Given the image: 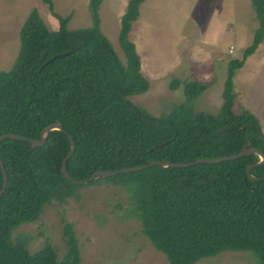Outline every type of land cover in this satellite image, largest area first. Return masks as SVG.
<instances>
[{"label": "trees", "instance_id": "1", "mask_svg": "<svg viewBox=\"0 0 264 264\" xmlns=\"http://www.w3.org/2000/svg\"><path fill=\"white\" fill-rule=\"evenodd\" d=\"M54 30L34 9L20 27V47L13 65L0 71V135L13 132L35 139L52 122L65 131L51 130L43 146L6 138L0 157L7 185L0 195V264H80V248L70 223L64 224L67 252L58 259L48 240L32 253L29 239L13 236L20 225L39 220L52 200L64 201L97 169L141 164L149 159L184 162L200 157L235 154L250 141L264 153V134L256 116L233 109V76L264 38V0H251L257 25L252 42L241 58L230 60L219 113L198 110L190 103L205 88L196 81L173 79L172 89L183 86L185 101L160 116L133 103L130 96L144 93L148 81L129 39L132 21L144 0H128L120 18L118 42L122 60L100 28L98 6L90 0L92 23L69 28L70 15L53 9ZM58 53H66L46 62ZM230 126L225 132H217ZM66 132V133H65ZM259 161L255 153L224 162H200L182 167L153 164L129 172L91 179L122 184L129 211L140 221L144 237L169 264H193L224 251H249L264 264V164L251 168L259 179L249 178L246 166ZM2 172L0 168V187Z\"/></svg>", "mask_w": 264, "mask_h": 264}, {"label": "rangeland", "instance_id": "2", "mask_svg": "<svg viewBox=\"0 0 264 264\" xmlns=\"http://www.w3.org/2000/svg\"><path fill=\"white\" fill-rule=\"evenodd\" d=\"M89 1L53 0V9L70 15L69 28L86 27L92 23ZM127 1L101 0L98 6L101 31L122 60L118 34ZM251 8L250 13L244 12L248 9L244 0L142 1L129 39L135 44L148 89L130 100L160 116L185 101L183 89H172L171 81L197 78L206 88L190 103L195 109L219 113L225 101L229 61L241 58L252 42L257 20ZM34 9L54 30L58 19L43 0H0V71L13 65L20 47V27ZM230 45L235 46L234 53H229ZM233 92L234 111H251L264 134V38L236 70ZM121 186L125 185L107 179L79 184L73 196L47 203L39 220L20 225L13 236L28 237L32 253L48 240L61 259L68 249L64 224L70 223L80 248V264H169L167 256L142 234L137 215L129 211L127 190ZM193 264L258 262L249 251L227 250Z\"/></svg>", "mask_w": 264, "mask_h": 264}, {"label": "water", "instance_id": "3", "mask_svg": "<svg viewBox=\"0 0 264 264\" xmlns=\"http://www.w3.org/2000/svg\"><path fill=\"white\" fill-rule=\"evenodd\" d=\"M65 54L66 53L55 54L52 57H50L46 62H51L58 57L64 56ZM228 128H230V126H225V127L221 128L217 132V134H221V133L225 132ZM55 129L65 131L59 122H52V123H50V125L46 126L42 130L41 137L39 139H35V138L23 136V135H18V134L13 133V132H8V133H4V134L0 135V142L6 138H13V139H17V140L29 141L32 147L43 146L46 143L49 132L51 130H55ZM66 135L68 136V138L70 140V149L67 151V153L63 156V158L61 160L60 170L66 178L71 179L75 183H84V182H87L91 179L104 177V176H110V175L120 173V172H129V171H133V170H139V169L148 167V166L153 165V164H159L161 166L182 167V166H187V165L200 163V162H219L220 163V162L229 161V160H236V159H239L240 157L250 155L253 153H255L259 156V161L254 163V164L247 165L246 166V172H247L249 178L256 180V179H259L260 177L252 174L251 168L254 166H259V165L264 164V153L262 151L258 150L256 147L252 146L250 141H247L242 146V148L240 149L239 152H237L235 154H231V155H225V156H221V157H200V158H196L194 160H189V161H184V162H174V161H170L167 159H154V158H152V159H149L147 162L141 163V164H134V165L123 166L120 168H112V169H97V170H94L86 178L78 179V178L72 177L66 168V160L71 156V154L75 150V142H74L72 136L68 133H66ZM0 168H1V172H2V184L0 187V195H1L3 193V191L5 190V187L7 185V180H8L7 171L5 169V166L3 164L1 157H0Z\"/></svg>", "mask_w": 264, "mask_h": 264}, {"label": "crops", "instance_id": "4", "mask_svg": "<svg viewBox=\"0 0 264 264\" xmlns=\"http://www.w3.org/2000/svg\"><path fill=\"white\" fill-rule=\"evenodd\" d=\"M245 2H246V4H247V6H248V9L247 10H245L244 12H246V13H250V11H252L251 9V6H252V4H251V0H244ZM243 12V13H244ZM256 28V27H255ZM130 30H131V28H130ZM130 33V32H129ZM222 41H223V38H220V42H219V44H221L222 43ZM134 43V42H133ZM135 45V44H134ZM136 48V47H135ZM246 48V47H245ZM244 48V49H245ZM232 50V51H231ZM137 52V51H136ZM235 52V46H233V45H230L229 46V53H234ZM138 54V53H137ZM220 57H223V55L221 54L220 55ZM229 60H230V57H229ZM230 62V61H229ZM140 70H141V60H140ZM142 73V72H141ZM144 76V75H143ZM145 77V76H144ZM146 78V77H145ZM194 79V78H193ZM179 80L180 81H185V80H187V79H185L184 77H181V78H179ZM197 80V78H195L194 80H192V81H196ZM200 83H204L203 81H201ZM182 88L183 89V86L182 85H179V86H177V88Z\"/></svg>", "mask_w": 264, "mask_h": 264}, {"label": "built area", "instance_id": "5", "mask_svg": "<svg viewBox=\"0 0 264 264\" xmlns=\"http://www.w3.org/2000/svg\"><path fill=\"white\" fill-rule=\"evenodd\" d=\"M232 51V50H231Z\"/></svg>", "mask_w": 264, "mask_h": 264}]
</instances>
